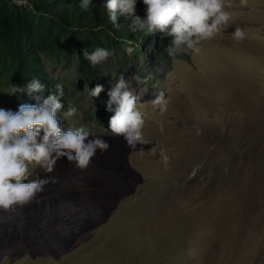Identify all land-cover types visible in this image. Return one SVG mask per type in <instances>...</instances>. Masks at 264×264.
I'll list each match as a JSON object with an SVG mask.
<instances>
[{
  "label": "rangeland",
  "instance_id": "rangeland-1",
  "mask_svg": "<svg viewBox=\"0 0 264 264\" xmlns=\"http://www.w3.org/2000/svg\"><path fill=\"white\" fill-rule=\"evenodd\" d=\"M100 1L107 13V0ZM224 5L230 20L201 42L198 53L189 51L188 61L175 59L167 66L154 59L151 48L149 60L132 62V44L116 46L101 85L108 92L121 75L130 82L145 113L144 138L151 143L132 150L123 137L93 128L85 88L72 104L77 115L65 118L63 126L88 128L108 141L109 150L97 151L86 168L66 158L50 172L30 164L28 178L47 183L28 202L0 209V264H264V208L253 212L241 206L247 205L245 188L264 177V0H224ZM237 28L245 33L241 40L232 36ZM45 65L49 77L63 75L76 87L72 64ZM146 68L156 76L150 91L135 72ZM159 91L169 99L163 113L144 104ZM220 145L238 151L243 179L233 182L237 168L227 167L229 185L211 190V172L197 165L213 162L211 151ZM139 233L142 240L155 239L148 244L151 254L136 251Z\"/></svg>",
  "mask_w": 264,
  "mask_h": 264
},
{
  "label": "clouds",
  "instance_id": "clouds-1",
  "mask_svg": "<svg viewBox=\"0 0 264 264\" xmlns=\"http://www.w3.org/2000/svg\"><path fill=\"white\" fill-rule=\"evenodd\" d=\"M17 7L27 8L39 15L29 0H12ZM138 0H107L104 7L109 19L117 25L118 13L131 18L129 29L154 35L159 32L169 37L170 43L164 53L175 57L189 51L198 53L199 45L227 24L231 14L225 10L224 0H142L146 6L145 15H136ZM92 0H80V8L88 10ZM112 35V33H109ZM232 36L238 40L245 37L237 28ZM113 55L105 47H95L92 51L83 50V58L96 66ZM88 95L98 98L104 91L97 84L89 89ZM47 92V94H45ZM26 93L34 103H21L18 110L0 108V209H10L14 205L28 202L37 192L42 191L47 180L40 177L29 179L30 164H39L52 171L61 158L86 168L97 151L101 154L109 150L106 139L93 136L84 127L65 128L58 113L64 109V85L58 83L55 90L46 89L38 79L33 78L26 85H11L9 96ZM106 110L113 113L108 121V130L123 137L126 145L135 150L137 144L151 142L143 135L145 113L137 106L139 97L130 82L121 75L107 93ZM163 113L167 110L169 99L164 91L154 93V99L144 103ZM78 109L69 105L63 115L76 116ZM163 130V129H162ZM91 137V138H90ZM143 151V150H141ZM156 154V147L150 149ZM162 159L168 157L161 152Z\"/></svg>",
  "mask_w": 264,
  "mask_h": 264
},
{
  "label": "trees",
  "instance_id": "trees-1",
  "mask_svg": "<svg viewBox=\"0 0 264 264\" xmlns=\"http://www.w3.org/2000/svg\"><path fill=\"white\" fill-rule=\"evenodd\" d=\"M39 15L27 8L17 7L12 0H0V108L18 110L21 103H34L26 93L9 96L11 85L23 86L33 78H38L46 89L55 90V85L62 83L64 85V109L58 113V119L64 124L66 118L63 113L68 106L73 104L79 97H83L85 85L89 89L97 84L101 85L106 61L92 66L90 62L83 58V50L86 48L92 51L95 47L108 48L115 53L116 46L132 44L135 53V61L139 57L149 60L148 53L152 48L154 59L163 62L167 66L175 59L188 61V52L179 54L175 57H169L164 53V48L170 43L169 37L163 36L157 32L154 35H148L141 32H132L129 29L131 19H123L120 14L117 18V26L109 19L107 13L103 10V4L100 0H92L88 10L80 8V0H29ZM146 6L142 1H138L136 11L138 15L144 17ZM109 33H112L110 35ZM45 61L50 62L51 68L62 67L63 64H72L73 69L78 74L76 87H71L63 75H47ZM137 78L146 89L150 91L153 87L151 83L156 78L153 71L146 68V71L137 69ZM70 90H72L71 93ZM108 92H101L98 98L91 97L88 121L93 128H99L98 131L108 130L109 112L106 110L109 99ZM47 94V92L45 93ZM73 99V100H72ZM224 140V139H223ZM241 140L245 138L241 137ZM220 145L218 151H211V160L213 162H199L197 169L202 172H211L208 189L219 184L220 187L229 185L224 182L226 168L236 167L237 170L230 175L232 181L240 182L243 179L244 169L237 167L236 163L240 158L236 156L238 152L232 145ZM229 148L230 159L228 162L223 160L224 151ZM237 151V152H236ZM203 154V153H202ZM247 160V159H246ZM205 166V167H204ZM202 167V168H201ZM255 178L251 187H246L244 192V202L242 208H249L251 211L261 212L264 208V194H260L263 187L264 177ZM232 188H240L235 183H230ZM211 193V191L209 192ZM164 216L172 214L169 211H161ZM181 215V214H180ZM179 215V216H180ZM181 235H185L188 230L186 224L182 222ZM218 224H214V231ZM189 233L184 237L187 239ZM140 238V233H139ZM166 239L164 242H168ZM154 240H142L136 242L137 252L146 255L151 254L148 244ZM114 247H120L116 254L121 255L123 250L120 244Z\"/></svg>",
  "mask_w": 264,
  "mask_h": 264
}]
</instances>
